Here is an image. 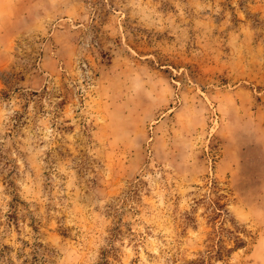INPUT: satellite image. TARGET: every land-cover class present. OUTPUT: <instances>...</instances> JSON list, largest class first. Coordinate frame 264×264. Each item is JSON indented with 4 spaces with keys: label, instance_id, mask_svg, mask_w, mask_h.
<instances>
[{
    "label": "rangeland",
    "instance_id": "obj_1",
    "mask_svg": "<svg viewBox=\"0 0 264 264\" xmlns=\"http://www.w3.org/2000/svg\"><path fill=\"white\" fill-rule=\"evenodd\" d=\"M0 264H264V0H0Z\"/></svg>",
    "mask_w": 264,
    "mask_h": 264
}]
</instances>
